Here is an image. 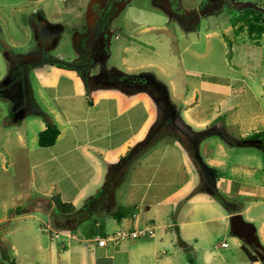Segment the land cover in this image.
<instances>
[{"label":"crops","instance_id":"1","mask_svg":"<svg viewBox=\"0 0 264 264\" xmlns=\"http://www.w3.org/2000/svg\"><path fill=\"white\" fill-rule=\"evenodd\" d=\"M43 2L37 1L38 5ZM77 4L78 8L66 10L74 20L69 22V28L60 22H49L46 11L35 8L28 14V20L14 26L22 37L12 32V28L0 26V44L20 55H28L45 43L51 47L49 53L59 61L76 64L81 59L79 43L88 33L87 23L91 21L90 11H86L90 0H76ZM227 10L209 17L218 18ZM44 22L47 26H43ZM197 23L192 25L195 29L177 24L183 38L188 39L197 31L201 21ZM240 26L230 25L223 31V37L230 40L232 32L235 38L231 39L234 42L231 64L224 59L227 70L223 72L198 73V63L189 66L186 59L179 61L171 45L170 52L166 49L169 57L164 65L140 60L147 52L162 57L159 47L138 37V33L145 35L160 30L158 27L142 28L126 37L128 45L123 51L139 59L136 64H124L128 73L110 66L113 46L109 42L105 46L97 45V57L87 64L86 71L76 66L66 70L41 64L30 72L28 79L33 99L60 130L56 144L50 148L39 145V136L47 129L44 118L33 115L26 105L12 118L13 103L0 99V193L6 198L0 202L3 213L0 225L27 223L21 237L32 241L29 253L37 257L34 264H192L187 249L193 264H252L240 251L242 248L223 247L226 243L218 251L189 245L184 249L173 232V227L179 225L185 239L198 245L199 239H211L214 230H227L232 216L242 214L257 223L264 245V150L254 147L259 155H240L235 152L240 147L228 146L217 135L202 140L199 147L198 140L193 142L208 169L218 174L216 183L222 195L238 196L244 201L242 212L229 214L209 194H194L200 184L198 171L184 146L171 134L178 129L168 124V120L181 119L197 133L214 125L222 126L240 139L264 131V34L252 40L246 32L236 33ZM219 27L223 24L216 25ZM69 30L74 31L73 37ZM208 36L219 38L221 35L214 32ZM116 39L120 40L119 36ZM174 39L171 34L167 40L171 44ZM64 44L74 47L75 59L71 60L70 54L63 52ZM192 46H198L196 39L185 52H191L198 61V50ZM148 68L158 69L165 78ZM104 70L111 75L106 78L107 82L96 77ZM9 73L10 63L0 48V81ZM117 73L151 76L153 81L150 79L145 87L152 91L114 86L115 81L122 84L114 78ZM163 132L168 134L147 148ZM138 150L142 153L131 155ZM130 155L133 160L127 166L123 159ZM109 174L116 176L115 194L105 199L91 219L70 229L61 226L62 222L56 225L55 200L80 210L98 196ZM37 201L48 203V210L13 216L18 208H27ZM115 209H122L126 218L115 220L111 215ZM200 214L208 218L203 220ZM90 221L94 223L88 227ZM51 222L54 228H50ZM37 224L47 227L42 226L40 231L50 235L51 243H44L36 234ZM146 225L156 227L155 237L105 248L95 241L117 230ZM52 232L59 233L60 237L55 239ZM3 234L4 249L10 255L11 246L17 253L24 242L10 243L8 238L13 234L9 231Z\"/></svg>","mask_w":264,"mask_h":264},{"label":"rangeland","instance_id":"2","mask_svg":"<svg viewBox=\"0 0 264 264\" xmlns=\"http://www.w3.org/2000/svg\"><path fill=\"white\" fill-rule=\"evenodd\" d=\"M37 1L38 0H0V26L4 28L10 27L12 28V32L15 31L16 35H19L20 37H22L21 32L16 31V28L14 27L15 24H18L21 21H26V19L28 20L30 18L28 16L30 12H32L35 8L40 9L42 7L43 10L46 11L45 16L49 22L51 23L60 22L61 24L67 25L69 28L70 26L69 22L70 21L73 22L74 20L72 19L73 17L67 15L66 10L67 9L72 10L74 7L78 8V5H79L77 4L75 6L76 0H44V2L41 5H38ZM204 1L206 0H185L184 5L186 8L192 9L194 8V6H196L195 4H197V2H198V7H199ZM207 1H210V3L217 2V0H207ZM228 2L234 6L224 7V5L218 4V5H215L214 7H210L208 4H206L204 7V11H206L209 7H210L209 11L211 12L213 11L219 12L221 10L223 11L225 10L224 8H228V10L226 9L227 11L224 14L220 15L218 18L206 17L205 19H202L201 24L198 26L197 31L192 33V35L189 36V38L187 39V38H183L185 36H183L182 32H180V30L178 29L177 23L171 19V15H169L167 12H165L162 9H158L157 7H154L150 0H130L128 3L129 5L125 10V13L115 18L114 22L108 29V35L110 37L102 38L99 41L98 45L100 47L105 46L108 42L112 44L113 57L110 60V66H113L124 73H128L129 70L127 69V67H125L124 64L126 63V65L128 66L130 64H134V63L136 64V62H138L139 59L137 57L132 56L131 54H125V52L123 51L124 47L128 45V43L126 42L127 40L126 37L131 32L136 34V32L140 31L142 28L158 27L161 29L158 31H151L150 33L145 34V35L138 33V37L146 41H151V43H153L155 47H159L161 49L160 51L162 52V57H157L155 55H152V52H147V54L144 55V57H142V59L140 60L151 61L155 63L156 65H159V64L164 65V62H165L164 60H167V58L169 57L168 54L167 55L165 54V52H167L166 49L169 51L170 45H171V47H173V52H175V55L179 57V61L181 60V58H184L186 59V62L188 63L189 66H192V64H195L196 62L198 63V73H201V74L203 72L213 73L215 72V70H217L218 72H223L227 70L226 63H224V59H227V62L229 65L231 64L230 63L231 58L233 57V54L231 52V47L234 43L231 39L232 38L235 39L232 32H230L229 34V37H231L230 40L227 37H223L224 29H226L230 25L231 26L236 25L238 21H239V25H241L242 23L243 24L246 23V16H248V14L246 15H242V14L247 8L261 10L264 13V5L262 4L263 3L262 0H228ZM92 6H93V2L89 6H87L86 11L88 10L90 11V8H92ZM217 24H223V27L216 28ZM43 26H47V24H45L44 22ZM163 27H166L168 30L167 31L163 30L162 29ZM73 32L69 30L70 37H73V34H74ZM214 32H218L221 36L219 38L208 36L210 34H213ZM171 34L174 35L176 39H174L175 41L173 43L169 44V41L167 39ZM246 34L248 37L247 32ZM116 36H119L120 40H117ZM195 39L198 41V46H192V48L198 50V61L195 60L191 56V52H185L186 47L190 45V43L195 41ZM223 43H225L228 48H226V46ZM54 44H55V41H53L52 45ZM62 47H63L62 49L64 53L70 54L71 60L75 59L74 47L72 45L68 46L64 44V46ZM0 48L2 50L6 49L1 44H0ZM43 48L44 46L41 49ZM45 48L46 49L42 52V54L45 53L46 55L47 52L50 51L51 47L45 46ZM81 48L83 50L82 46ZM10 49L12 51L11 54L20 55L17 52H15L12 48ZM148 70L158 73L160 78H165L161 75L158 69L148 68ZM105 72L106 71L104 70V71H101L99 74H97L96 76L97 80H100L101 78H105L104 81L107 82L108 80H106V78H109V76L111 77V75ZM114 86L121 87L122 89H127V88L129 89V87H131L125 83L124 84L117 83V81H115ZM131 89H137L139 90V92L144 90L148 93L152 91L151 89L147 90L145 86H142V87L135 86L134 88H131ZM164 130H167L166 126ZM193 146L195 148L196 145L194 144ZM198 147H199V143H198ZM253 149L254 147H240V148H235V152L240 155H245V154L259 155L260 154L258 151L253 150ZM262 156L264 155L262 154ZM195 173H196V170H195ZM217 175L218 174H216L215 181H217L218 179ZM200 182H201V179L198 173V184ZM2 199H6V198L3 197V194L1 195L0 193V202ZM227 199L229 202L228 206L226 207L228 211L227 213L231 214V213L243 211L244 201L242 200V198H239L238 196H236L234 198L227 197ZM47 205L48 203H45V206ZM2 216H3V213L0 209V218H2ZM242 216L244 217L246 222L253 224L257 228V223L250 222L248 220L247 215H242ZM200 218L203 220H206L208 218V215L200 214ZM93 223L94 221L93 222L90 221L88 223V227L93 225ZM73 224L74 223H72L71 226H73ZM56 225L59 226L58 223ZM26 226H27V223L24 221L11 222L9 224L0 225V264H7L6 262L3 261L2 256H1L2 250L6 247L5 241L3 240V236H4L3 233L7 231L13 234V236H11L12 239L8 238L10 243L13 241L15 244H17L19 240L21 241V243L24 242V244L22 243V246L19 247V250L17 253H15V250H13L11 246L9 247V253H10L12 260H15L16 264H34L35 263L36 258H37L36 255L33 253H29L30 251L29 247L32 244V241L30 240L27 241L26 238L23 239V237H21L23 234V231L26 229L25 228ZM42 226L44 225L37 224L35 226L39 230L38 232L35 230L36 234L40 235L44 243H48V242L51 243L52 240L50 238V235L46 233H42V231H40ZM49 226H51L50 228H54L53 222H51V225ZM212 226L213 225H208L207 227H212ZM176 227L180 229V234H181L182 239L192 248H197L201 250L204 248H210L212 250L215 249L218 251V250H222L223 249L222 244L226 243L228 244L229 249L242 248V250L240 251H243V246L250 249V246H247L243 241H241L239 238L235 237L231 233L230 224H229L228 229L222 232H220L218 229L214 230L213 236L211 239H208V240L199 239L198 245H196L195 241L193 240L187 241L185 239L184 235L181 232V227L179 225H175L173 227V232L176 238H177V234L175 231ZM43 228L47 229V227L45 228V226ZM259 239H260V236H259ZM177 241H178V238H177ZM199 259L200 258L198 256V260Z\"/></svg>","mask_w":264,"mask_h":264},{"label":"trees","instance_id":"3","mask_svg":"<svg viewBox=\"0 0 264 264\" xmlns=\"http://www.w3.org/2000/svg\"><path fill=\"white\" fill-rule=\"evenodd\" d=\"M246 23H242L239 29L236 31L238 35L242 32H247L248 36L252 40L260 38L264 34V13L261 10L255 9H246L242 15H246ZM234 26H239V21ZM43 49H37V51L32 52L28 55H17L11 54V49L8 46H5L4 52L6 59L10 63V73L6 76L5 79L0 81V99L7 100L13 103V108L11 112V117L13 118L15 114L22 111L26 105L28 111L32 112L33 115L41 116L47 123V129L42 132L39 136V145L43 148L53 147L60 135L59 128L52 122L50 117L38 106L36 101L33 99L32 87L29 83L28 76L30 72L36 69L41 64H50L58 66L62 69H71L76 66L73 63H67L65 61H59L56 57L52 56L49 52L45 55L42 52L46 49L45 43H43ZM9 48V49H8ZM9 50V51H8ZM133 78L132 82L136 83L134 85L146 86L147 82L150 81L151 77L147 74H142L138 76H125ZM152 80V79H151ZM127 81V80H126ZM153 81V80H152ZM150 86V85H149ZM168 124L174 125L178 130L176 133H171L176 139H178L181 144L186 149L192 163L194 164L196 170L199 173L201 182L197 189H195L194 194L206 193L212 196L216 201L220 202L225 207L228 206L229 202L227 197L222 195V193L217 188V183L215 181L216 173L215 171L208 169L205 163L198 157L193 142L198 140V143L202 140L207 139L210 136H219L228 146L231 147H255L264 150V131L258 134H255L246 139H237L230 135L226 129L222 126L214 125L211 128H208L201 132H194L185 122L179 119L178 122L169 121ZM184 129H183V128ZM187 129V131H185ZM167 132L157 135V138L153 143H149L147 148L152 146L154 143H157L160 138L166 136ZM136 153H142L141 150L133 152L131 155ZM124 158L127 162V166L131 163L133 158L132 156ZM136 155H134V158ZM116 180L115 174H109L106 180V183L97 197L90 199L86 202L84 208L77 210L72 204L63 203L60 200H55V208L53 214L55 217L56 223H64L61 226L65 228L77 227L78 224H81L89 219H91L96 212L99 211V206L105 201L106 198H110L111 193L115 194V185ZM45 201H37L27 208H18L13 216H24L36 212L48 210V205L45 206ZM112 217L117 221H122L126 218V214L122 209H115L111 212ZM64 220V221H62ZM68 221H71L68 223ZM73 224V226H71ZM243 251L248 257L249 261L252 264L261 262L259 257L255 254V251L250 247L247 248L243 246ZM190 263H194L193 257L190 254V250H186ZM262 253L264 254V247L262 248ZM2 259L7 264H16L15 260H12L11 256L8 254L7 250H2ZM264 264V261L262 262Z\"/></svg>","mask_w":264,"mask_h":264},{"label":"flooded vegetation","instance_id":"4","mask_svg":"<svg viewBox=\"0 0 264 264\" xmlns=\"http://www.w3.org/2000/svg\"><path fill=\"white\" fill-rule=\"evenodd\" d=\"M130 0H90V4L93 2L92 8H90V18L91 21L88 23V33L86 32L83 36V40L80 45L83 47L81 54V59L76 61V67L86 71L87 64L94 62L96 59L98 51L97 45L102 38L110 37L108 35V29L114 22V19L122 15V13L128 7ZM154 7L162 9L171 15V19L175 21L178 25L182 27H191L196 21L198 22V17L200 16V21L209 17L216 11H209L210 7L222 4L224 7L231 6L228 0H217L215 3H210V1H204L198 7V2L195 4L194 8L188 9L185 7V0H150ZM208 2V3H207ZM208 4L210 7L204 11L205 5ZM228 9V8H224ZM256 10V9H255ZM209 11V13H208ZM198 25V23H197ZM46 45V44H45ZM125 75L116 74L115 79L122 82V84H128L129 86L136 83L132 82L133 78L126 77L123 81ZM127 80V81H126ZM141 86V85H140Z\"/></svg>","mask_w":264,"mask_h":264},{"label":"water","instance_id":"5","mask_svg":"<svg viewBox=\"0 0 264 264\" xmlns=\"http://www.w3.org/2000/svg\"><path fill=\"white\" fill-rule=\"evenodd\" d=\"M198 23H200V16L198 17ZM195 27L196 26L194 25L191 29H195ZM230 228L232 234L243 241L247 246H250L255 251V254L259 257L260 261L263 262L264 254L262 253V248L264 246L259 239L257 228L253 224L246 222L244 217L240 214L232 216L230 219ZM175 231L178 238V244L180 247L187 249L188 244L182 239L180 229L176 227Z\"/></svg>","mask_w":264,"mask_h":264},{"label":"built area","instance_id":"6","mask_svg":"<svg viewBox=\"0 0 264 264\" xmlns=\"http://www.w3.org/2000/svg\"><path fill=\"white\" fill-rule=\"evenodd\" d=\"M156 235V227L154 225H146L135 229H122L117 230L105 237H97L95 239L97 245L101 248H105L108 245L119 246L123 243L135 240H142L147 238H153ZM53 237L58 239L59 233H54ZM228 245L223 244V247Z\"/></svg>","mask_w":264,"mask_h":264}]
</instances>
